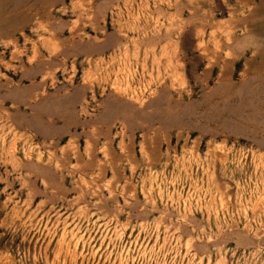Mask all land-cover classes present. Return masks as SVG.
Returning <instances> with one entry per match:
<instances>
[{
	"label": "rangeland",
	"instance_id": "1",
	"mask_svg": "<svg viewBox=\"0 0 264 264\" xmlns=\"http://www.w3.org/2000/svg\"><path fill=\"white\" fill-rule=\"evenodd\" d=\"M246 10L0 0V264H264Z\"/></svg>",
	"mask_w": 264,
	"mask_h": 264
},
{
	"label": "crops",
	"instance_id": "2",
	"mask_svg": "<svg viewBox=\"0 0 264 264\" xmlns=\"http://www.w3.org/2000/svg\"><path fill=\"white\" fill-rule=\"evenodd\" d=\"M239 1L241 6H244L245 8L251 7L250 13L249 10H246L245 20H244V16L242 15L240 16L241 28L243 27V24L245 22L247 26L250 27V31L252 33V36L249 38L251 39V41L248 42V44L256 45V46L264 45V34L262 33V30H260V25L261 23L264 22L262 19V15L264 14V12L262 11V5L264 3V0H239ZM246 40H248V38Z\"/></svg>",
	"mask_w": 264,
	"mask_h": 264
},
{
	"label": "bare ground",
	"instance_id": "3",
	"mask_svg": "<svg viewBox=\"0 0 264 264\" xmlns=\"http://www.w3.org/2000/svg\"><path fill=\"white\" fill-rule=\"evenodd\" d=\"M12 27V26H11ZM19 59V58H18ZM20 60V59H19ZM48 62V61H47ZM46 63V62H45ZM264 66V65H263Z\"/></svg>",
	"mask_w": 264,
	"mask_h": 264
}]
</instances>
